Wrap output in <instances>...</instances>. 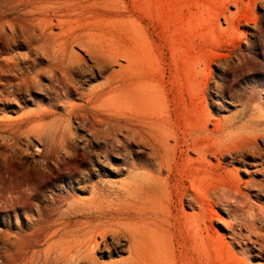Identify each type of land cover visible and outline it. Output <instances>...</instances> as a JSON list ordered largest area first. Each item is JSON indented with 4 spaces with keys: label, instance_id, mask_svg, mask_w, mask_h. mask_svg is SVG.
I'll return each mask as SVG.
<instances>
[{
    "label": "rangeland",
    "instance_id": "1",
    "mask_svg": "<svg viewBox=\"0 0 264 264\" xmlns=\"http://www.w3.org/2000/svg\"><path fill=\"white\" fill-rule=\"evenodd\" d=\"M65 13L63 28L46 27L57 35L48 43L26 41V25L11 18L0 24V65L11 59V66L30 68L33 81L17 92V80L0 69V124L37 116L29 134L0 137V264H42L48 219L73 204L63 188L73 186L85 199L88 191L77 188L89 174L94 182L134 183L162 154L175 158L172 174L164 172L177 197L175 264H264V0H69ZM55 51L74 63L68 86L51 69ZM102 87L125 118L151 123L146 133L113 125L93 132L92 118L79 107ZM253 129L259 136L239 141L241 157L232 141ZM63 143L80 164L71 175L47 154ZM201 154L202 165L185 160ZM61 158L68 159L63 151ZM198 165L210 188L228 177L249 190L244 185L248 196L239 199L219 191L210 207L219 217L209 209L196 233L179 200ZM191 203L189 196L186 210L194 214ZM127 245L121 237L115 260L128 257Z\"/></svg>",
    "mask_w": 264,
    "mask_h": 264
},
{
    "label": "bare ground",
    "instance_id": "2",
    "mask_svg": "<svg viewBox=\"0 0 264 264\" xmlns=\"http://www.w3.org/2000/svg\"><path fill=\"white\" fill-rule=\"evenodd\" d=\"M68 5L69 0H0V24L11 18L12 22L18 21L26 25L24 28L27 31L24 36L26 41L48 43L56 40L57 35L53 32L48 33L46 27L58 25L63 28L68 22L66 19L68 15L65 13ZM36 28L40 30L39 35L35 33ZM72 40L79 41V35L72 36ZM92 51L103 60L110 57L103 49L94 48ZM10 62L11 59H6V63L0 65L2 77L16 79L17 92L22 90L23 85L28 88L33 82L31 69L23 68L16 62L11 66ZM51 66L54 74H60V78L66 82L65 85H70L74 63L71 59L68 60V55L55 51ZM3 87L0 84V88ZM3 93L6 92L2 90L1 95ZM79 108L92 118L93 132L96 134L108 131L112 125L120 129L128 128L138 134L146 133L147 126H152L146 120L140 119L138 122L125 118L116 97L111 95V91L105 90V87L99 92L88 94L85 105ZM35 117L36 113H25L16 120L1 122L0 137L5 141L8 139L16 141L21 135L29 134L34 129V126L30 127V122ZM253 131L246 135L241 134L238 140L232 141L233 145H238L239 141L246 137L250 139L259 136L256 133L257 129ZM5 145L4 142L3 146ZM229 145L231 144L222 147L219 154H224ZM240 146L239 144L237 152L244 157L245 153ZM61 151L68 159L61 158ZM47 154L57 169L68 167L69 175L78 171L80 164L71 161L76 154H72V148L66 143L60 144L58 148L49 149ZM83 156L86 162L91 160L89 156ZM202 158L201 154L198 159L188 157L185 160L202 165ZM174 162L175 158L171 155L162 154L155 159V166L152 169L142 168L139 177L130 184H114L104 180L94 182L93 175L89 174L88 184L77 188L79 191H88L89 197L85 199L78 197L73 186L63 188L62 196L73 204L58 218L48 219L44 230L42 264H175L172 227L177 211L175 205L177 197L170 178L164 175L166 171L172 174ZM199 165L189 184L184 186L185 192L179 200L180 211L195 219L190 225L196 233L203 229L212 202L220 198L219 191H224L226 198L231 196L239 199L247 195L245 189L249 190V186L241 180L233 181L228 177L224 178L222 184L216 178L221 185L212 180L218 186L210 188L206 186L208 184H204L205 178L199 174L202 171ZM210 189H214V192ZM189 196L191 207L195 210L194 214L186 210L185 200ZM209 212L219 217L216 208L210 209ZM121 237L128 243V257L115 260L114 252L120 244ZM110 239L112 242H109ZM98 253L101 256H98ZM106 254L109 260H101Z\"/></svg>",
    "mask_w": 264,
    "mask_h": 264
}]
</instances>
